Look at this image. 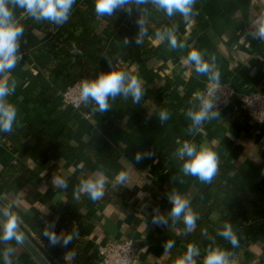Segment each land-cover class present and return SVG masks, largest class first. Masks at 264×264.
Instances as JSON below:
<instances>
[{"label": "crops", "instance_id": "crops-1", "mask_svg": "<svg viewBox=\"0 0 264 264\" xmlns=\"http://www.w3.org/2000/svg\"><path fill=\"white\" fill-rule=\"evenodd\" d=\"M79 3L95 10L96 0H75L71 13ZM139 8L145 20L140 44L135 43L140 15L136 9L131 14L121 10L112 16H99L98 27L99 41L106 47L101 64L108 69L111 62L113 67L138 77L145 90L140 104L123 107L111 101L109 111L100 113L90 100L87 110L91 118L86 119L63 104L62 92L49 97L51 57L41 48L49 36L38 31L23 35L30 47L21 52L22 59L11 70L16 87L6 99L17 109V128L24 135L32 127L55 138L66 137L76 149L73 154L61 151L57 159L45 163L33 147L18 149L0 140V173L21 162L40 171L39 183L21 190L0 179V200L57 264H77L76 255L73 257L72 251L61 245H50L42 235L43 229L61 206L75 197L81 181L97 174L106 178L104 196L93 201L87 193L80 194L85 229L71 243L81 247L94 264H98L100 244L126 237L138 240L141 264H175L190 243L199 247L197 264H203L214 229L195 238L185 235L183 220L175 225L169 221L168 226L152 223L154 210L166 213L171 208L167 194L173 191L191 204L200 201L207 205L205 218L212 224L221 219L212 208L216 199L205 190L208 183L182 172L183 161L176 150L184 141L195 143L197 148L207 143L217 154L218 172L213 180L223 189L218 199L232 204L236 198L227 193L237 189L247 192L264 210V124L253 123L231 106L220 111L218 118L189 131L191 120L186 112L199 108L198 95L211 81L208 75L195 71L194 63L184 62L188 53L197 49L206 62H214L219 82L229 83L239 92L264 93V39L251 35L256 24L264 22V0H196L187 19L179 13L168 17L151 4ZM14 18L25 30V23L33 20L17 8ZM165 28L174 29L183 48L173 49L157 35ZM125 37L130 43L125 44ZM147 91L152 97H147ZM161 110L169 113L162 124L158 118ZM137 152L143 154L139 162L135 159ZM121 172L128 179L124 185L114 186ZM54 176L64 178L67 188L54 187ZM38 220L45 225L39 226ZM196 223L197 229L200 220ZM54 230L57 234L70 232L57 223ZM168 239L175 241V246L166 253L163 244ZM11 242L16 249L14 260L38 264L22 244ZM0 264H4L2 257ZM233 264H264V219L233 256Z\"/></svg>", "mask_w": 264, "mask_h": 264}, {"label": "clouds", "instance_id": "clouds-1", "mask_svg": "<svg viewBox=\"0 0 264 264\" xmlns=\"http://www.w3.org/2000/svg\"><path fill=\"white\" fill-rule=\"evenodd\" d=\"M75 0H0V133H11L13 124L16 120L17 109L15 105L7 101L16 87L15 79L11 78V70L22 59L23 54L20 51L21 41L24 35V27L16 22L14 18V9H23L24 12L38 22L47 21L55 25L65 24L70 17L72 6ZM196 0H96L95 12L99 16H112L117 10H122L131 14L133 9L139 11L137 19L139 32L135 37V43H141V37L144 33L145 20L140 12V5L151 4L157 11L165 13L172 17L179 13L187 19L193 13V6ZM162 40H167L173 49L183 48L184 44L179 43L174 34L173 28H165L162 32L157 33ZM255 38L264 39V22H258L255 30L251 32ZM125 44L130 43L128 38H124ZM214 60V58H213ZM185 63H194L195 71L198 74L208 75L209 80L219 85L220 74L215 71L213 63L206 62L202 53L197 50H191L184 60ZM110 70L100 72L95 79L82 80L79 87V98L87 105L91 100L94 102V110L100 113H106L110 109L109 100H115L117 97L127 101L129 97L132 103L140 104L145 90L137 76L131 75L126 71L114 68L109 62ZM217 88L208 90L207 97H200V106L198 109L189 108L186 116L191 120L189 131L198 128L206 120L218 118L220 112L216 107ZM159 121L162 124L169 118L166 110L159 112ZM154 153H148L152 155ZM176 155L183 161L182 172L185 175L198 177L201 182L211 183L218 172V156L207 144H201L199 148L190 141H184L177 148ZM143 154L137 152L135 159L139 162ZM128 176L121 172L116 177L118 185H124ZM106 178L103 174H97L87 180H82L81 185L75 190V198L79 199L80 194L87 193L93 201H97L104 196L103 187ZM54 187L66 189L67 182L60 176L52 177ZM167 199L171 208L162 213L158 209L154 210L152 223L155 225H167L169 221L175 225L178 221L183 220L185 225V235L192 233L197 227L199 214L193 209L191 201L182 196L180 193L173 191L167 194ZM55 222L46 223L42 235L48 239L50 245H61L67 247L73 242L74 237L79 233L75 226L71 232H55ZM202 234L207 235V230L202 229ZM217 235L228 241L233 247L237 246L238 241L231 223H225ZM15 240L17 244L24 241V236L20 231L19 217L11 211L10 207H0V244L8 245L2 252L4 264H13L11 257L16 249L11 246L10 242ZM213 243L206 249L203 257V264H233V253L217 244L212 238ZM175 246V241L166 240L163 244L164 252H170ZM73 257L75 252L70 253ZM201 255L200 249L195 244H189L186 252L180 255L175 264H197V257Z\"/></svg>", "mask_w": 264, "mask_h": 264}, {"label": "trees", "instance_id": "trees-1", "mask_svg": "<svg viewBox=\"0 0 264 264\" xmlns=\"http://www.w3.org/2000/svg\"><path fill=\"white\" fill-rule=\"evenodd\" d=\"M120 12L121 10H117L114 14ZM98 23L99 15L84 3H79L76 6L69 20L63 25L58 26L47 21L38 22L34 18L31 22L25 23L24 37L32 31H38L45 36H49V40L41 47L51 57L50 65L52 71L50 79L52 86L48 91L49 97H53L59 92H64L77 81L95 79L100 72L110 70V68H105L100 62L106 52V47L99 41ZM24 37L21 41V52L30 47V43ZM113 57L115 58L114 54ZM114 68L126 71L121 67ZM146 94L147 97H152L149 91ZM111 101H115L123 107L135 106L130 97L127 101L120 97L115 100L110 99L109 102ZM27 131L28 134L24 135L14 122L13 131L11 133H0V140L9 141L12 146H16L18 149H22L27 145L33 147L45 163L57 159L61 151L73 154L76 150L66 137L55 138L32 127H28ZM0 179L16 190H21L30 184L37 185L40 179V171L31 169L24 162H21L2 170ZM205 190L216 199L212 204V208L221 214V219L217 224H212L205 218L208 206L196 201L191 205L199 214L200 225L193 233L188 235L202 238L204 236L202 229H206L207 233L209 230L214 229L215 233L211 238L215 239V244L231 251L234 256L255 232L259 222L264 219V210L247 192H239L237 189L227 193V195L236 198L232 204L218 199V196L223 193V189L217 180H212L211 183H208ZM81 206L82 201H80V198L76 199L73 197L61 206L56 215L48 220V223L55 222L70 232L75 226L78 233L82 232L85 229V223H83L80 215ZM74 222L77 225H73ZM225 223H231L233 226L238 241L235 247L217 235L218 230H221ZM38 225L44 226L45 224L38 220ZM10 244L13 247V243L10 242ZM7 246L0 244V252ZM66 248V250L75 252L77 264H94L93 260L81 247L69 244ZM11 259L13 264H20L19 261L14 260L12 257Z\"/></svg>", "mask_w": 264, "mask_h": 264}, {"label": "built area", "instance_id": "built-area-1", "mask_svg": "<svg viewBox=\"0 0 264 264\" xmlns=\"http://www.w3.org/2000/svg\"><path fill=\"white\" fill-rule=\"evenodd\" d=\"M82 81V80H81ZM62 92V102L66 107L76 110L86 119L91 118V113L79 98V83ZM217 88L216 107L219 112L231 106L242 111L247 117L258 125L264 124V93H244L237 91L232 85L219 82V85L209 82L202 93L198 95L207 97L208 90ZM201 103V101H200ZM98 264H141V249L138 240L132 237L111 239L97 247Z\"/></svg>", "mask_w": 264, "mask_h": 264}, {"label": "water", "instance_id": "water-1", "mask_svg": "<svg viewBox=\"0 0 264 264\" xmlns=\"http://www.w3.org/2000/svg\"><path fill=\"white\" fill-rule=\"evenodd\" d=\"M0 207H6L0 200ZM20 231L24 236L21 243L38 264H57L41 245L20 225Z\"/></svg>", "mask_w": 264, "mask_h": 264}]
</instances>
